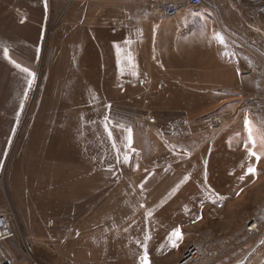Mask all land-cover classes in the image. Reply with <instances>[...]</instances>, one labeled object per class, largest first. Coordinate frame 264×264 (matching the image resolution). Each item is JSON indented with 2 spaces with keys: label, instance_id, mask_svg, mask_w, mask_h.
I'll return each instance as SVG.
<instances>
[{
  "label": "rangeland",
  "instance_id": "obj_1",
  "mask_svg": "<svg viewBox=\"0 0 264 264\" xmlns=\"http://www.w3.org/2000/svg\"><path fill=\"white\" fill-rule=\"evenodd\" d=\"M164 1L33 5L42 9L31 14L36 44L25 60L12 61V72H0V115L9 121L2 133L9 137L0 139V209L15 233L4 243L15 264H143L145 255L149 264H160L147 245L176 229L182 239L172 235L175 257L197 245L203 256L218 258L215 264H264V232L245 233L251 222L264 223V125L250 124L246 113L227 119L220 132L204 123L226 116V93L243 100L262 84L264 101L262 66L257 63V72H91V39L121 21L114 17L124 11L116 6ZM204 1V9H180L171 19L207 20L217 28L248 23L235 0ZM138 19L170 20L147 12ZM235 45L224 53L246 57L247 49ZM195 51L213 52L202 43ZM146 116L157 131L145 127ZM182 121L176 129L187 140L176 152L187 148L181 167L188 172L168 174L163 170L178 160L167 155L175 151L169 127ZM152 147L160 155H152ZM144 184L151 198L160 196L155 203L137 204L133 194ZM168 184L176 192L167 200L161 196ZM218 196L224 206L215 210Z\"/></svg>",
  "mask_w": 264,
  "mask_h": 264
},
{
  "label": "crops",
  "instance_id": "obj_2",
  "mask_svg": "<svg viewBox=\"0 0 264 264\" xmlns=\"http://www.w3.org/2000/svg\"><path fill=\"white\" fill-rule=\"evenodd\" d=\"M46 1L47 0H0V72H12L13 68L15 69V65L12 61H16L17 59L20 61L25 60V55L31 52L32 46L36 44L37 30L36 27H33L31 14L32 12L40 13V11H42V9L33 5H37L40 2L46 3ZM82 1L83 3L89 2V0ZM116 7H119V13L124 11L122 15L119 14L114 17L118 20L121 19V21L112 22L109 33L102 35V37L98 35V33L102 34V30L100 29V31L98 29V37H94L96 38L94 39L95 42L91 39V53L93 54L91 55V72H257L255 69L257 63L262 66L260 60L248 51L247 56L241 59L238 54H234L230 57L224 53L225 50H229L228 47L229 45L232 46V44L233 46L236 44L241 48V44L246 45L250 41L254 43L260 42L256 40L259 39L258 37L260 36L256 37V33L250 28L248 14H244L248 18V23L243 21L242 23L228 25L227 23L220 22L217 28L218 24L216 22L207 20L200 21V19H186V21L170 19L143 22L138 18H143L146 12L153 14V6L147 5L144 7V5L129 6L122 4V6ZM107 9V11H111L114 8L113 6H109ZM129 12L131 13V21H128ZM182 17H185V15H182L181 18ZM152 18L155 17L152 16ZM205 34L206 37L204 39ZM210 39L211 42H209ZM201 43L202 48L210 45L213 52L207 53L206 51L204 52L205 55L204 53L196 52L197 46ZM5 49L8 53L7 56L4 54ZM29 59L30 58H28V60ZM249 80L253 81L254 78H250ZM262 86L261 84L256 88ZM229 93L226 94H233L231 92ZM225 95L224 97H228L229 99L224 103L222 112L227 116H225L227 119L230 118V122L231 119L234 121L235 118L237 119V117L243 115L242 113H246L247 117L245 120L250 124H256L259 127L260 125H264L257 121L250 111L242 110V100ZM233 99H236L234 103H232ZM6 107L7 104L2 106L4 110ZM203 116H205V114ZM184 123L186 122L182 121L180 124L174 123V125H170L171 128L169 127L170 133L168 137L170 138L168 146H173L175 151L169 148L167 155H169V157H178V160H175L173 164L168 165V168L163 170L168 174H176L177 169L182 170L183 174L188 172L181 167L184 158L188 156L186 153L187 148L185 147L186 150L183 152H180L181 150L176 152L177 148L180 147V143L184 142L182 140H187L185 134L179 133L177 131L178 129H176V126ZM187 123L190 122L187 121ZM7 124H9V121L6 120V118H2L0 115V139L2 136L9 137V131L7 135H2L4 127H6ZM144 125L151 130L153 129L154 132L159 129L158 126H155L156 124L149 125L144 123ZM186 144L187 142H185V145ZM152 151V155H160V151H154L153 147ZM4 155L5 151L0 150V157ZM179 157L181 158L179 159ZM158 170L160 171V169ZM250 182L253 181L247 182V186L251 184ZM146 185L147 184H144L142 187L139 186L137 190H135V194H133L138 199L137 204H153L157 201V198L160 197L151 198L149 192L145 191L148 189ZM168 185L169 188H167V191L161 196V198L167 200L174 194L173 192H176L174 187L172 188L170 184ZM251 187L252 185H250V187L248 186L249 189ZM130 192L131 191H129V193ZM235 192L236 189L233 188L232 196ZM217 198L221 199L224 204L223 198L219 196ZM234 199L233 196L232 200ZM189 218L191 217L189 216L187 219ZM172 233H170L171 236L167 238L158 239L156 243H152V245L148 243L147 245L150 252L159 253L160 256L157 260H159L160 264H166L165 262L167 261L169 262L168 264H178L183 254L187 251L186 250L178 257L174 256L176 247H173V241L175 240L172 237ZM126 234L129 236L131 232L128 230ZM2 245L5 248L4 244ZM6 248H8V245H6ZM219 263L220 262L217 264Z\"/></svg>",
  "mask_w": 264,
  "mask_h": 264
},
{
  "label": "built area",
  "instance_id": "obj_3",
  "mask_svg": "<svg viewBox=\"0 0 264 264\" xmlns=\"http://www.w3.org/2000/svg\"><path fill=\"white\" fill-rule=\"evenodd\" d=\"M235 2L239 5L238 11L240 14H248L250 28L260 37L262 36V41L264 42V0H235ZM204 8V0H169L153 7V14L156 17L171 19L177 16L180 9L201 10ZM209 10L213 13L210 8ZM241 46H244L249 53L260 60L263 66L262 72H264V48L257 46L256 43L251 41L246 45L241 44ZM261 88L262 87L255 88L247 98L242 100L241 105L243 111H250L259 122L264 124V101H261ZM145 119L149 124L155 123L154 118L150 116H146ZM204 123H209L211 129L217 132L222 131L229 125L227 118L222 116L208 118ZM217 129H220V131ZM223 206V201L218 198L214 204L215 210H220ZM262 232H264V224L259 226L254 221L245 228L246 235L251 238H255ZM14 237L15 233L9 217L0 210V264H14L10 253L2 247V244ZM27 250L29 251L28 246ZM217 260L218 258L216 257L210 259L203 256L199 246L191 245L183 254L178 264H215Z\"/></svg>",
  "mask_w": 264,
  "mask_h": 264
},
{
  "label": "snow or ice",
  "instance_id": "obj_4",
  "mask_svg": "<svg viewBox=\"0 0 264 264\" xmlns=\"http://www.w3.org/2000/svg\"><path fill=\"white\" fill-rule=\"evenodd\" d=\"M4 54H5V56L8 55L6 49L4 50ZM23 70H24L25 72L28 71L27 68H25V69H23ZM129 139H130V137H129ZM253 143H254V141H253ZM252 155H253V156H256V159H257V160L260 159V157L257 156V154H256L255 152H253ZM126 159H127V157H126ZM255 171H256V169H255V168H252V167H250V168L248 169V172H249V173H255ZM201 218H202V217H201ZM172 235H173L177 240H178V239H182V232L180 231V229H176V230H174V232L172 233ZM176 246H177V245H176L175 241H173V247H176ZM143 264H149V262H148V258H147L146 255H145V258H144V262H143Z\"/></svg>",
  "mask_w": 264,
  "mask_h": 264
},
{
  "label": "trees",
  "instance_id": "obj_5",
  "mask_svg": "<svg viewBox=\"0 0 264 264\" xmlns=\"http://www.w3.org/2000/svg\"><path fill=\"white\" fill-rule=\"evenodd\" d=\"M263 224H264V223H263ZM263 224H262V225H263Z\"/></svg>",
  "mask_w": 264,
  "mask_h": 264
}]
</instances>
